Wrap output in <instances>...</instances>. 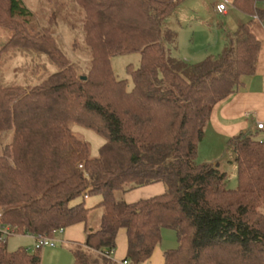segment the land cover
Returning <instances> with one entry per match:
<instances>
[{
  "label": "trees",
  "instance_id": "obj_1",
  "mask_svg": "<svg viewBox=\"0 0 264 264\" xmlns=\"http://www.w3.org/2000/svg\"><path fill=\"white\" fill-rule=\"evenodd\" d=\"M60 1L36 32L21 0H0V27L12 31L0 47V76L10 53L46 55L57 68L32 86L0 82V135L12 136L0 153V224L16 234L56 238L83 223L87 236L72 246L74 264H111L106 254L116 248L120 229L127 232V259L143 264L164 228L178 241L165 251V264H264V139L258 131L230 138L235 189L218 161L197 159L214 108L256 71L261 41L252 32L254 19L225 31L217 56L190 63L176 53L178 33L168 25L183 0H67L59 7ZM260 2L233 4L264 20ZM65 4L85 12L79 26L90 55L87 71L51 33L67 18L60 14ZM131 52L141 53V64L128 67L129 90L111 58ZM74 123L104 137L97 156ZM156 182L164 193L136 202L118 195ZM92 196L98 202L87 205ZM96 209L102 212L94 228ZM37 250L11 251L0 233V264H42Z\"/></svg>",
  "mask_w": 264,
  "mask_h": 264
},
{
  "label": "rangeland",
  "instance_id": "obj_2",
  "mask_svg": "<svg viewBox=\"0 0 264 264\" xmlns=\"http://www.w3.org/2000/svg\"><path fill=\"white\" fill-rule=\"evenodd\" d=\"M21 1L32 12L29 24L31 27H34L36 32L47 26L50 16L54 11L59 9L56 0ZM66 1L67 0H61L59 2V7ZM218 4L219 1H216L215 5L217 6ZM211 6V3L207 0H183L177 5L172 16L168 19L169 27L178 33V51H176V53L190 63L198 62L209 54L217 56L226 43L225 31H227V29L232 31L237 30V26H235V22L233 21L238 18L239 12H237L233 18L228 19L221 14H213ZM259 7L264 8V2H260ZM60 14L63 18L64 16L67 18L66 20H60L57 25H53L51 33L54 35L57 45H59L71 59L70 61L82 67L83 71H87L90 55L83 50L85 45L83 43V33L79 26L83 16H85V12L81 7L75 4H65ZM22 19L24 18L21 17V20ZM223 22L225 25V27L223 26L224 29L219 28L218 24ZM73 23L77 24L76 28L71 26ZM11 35L12 31L0 27V47L2 42L7 41ZM218 36L221 41V43H219L220 47L217 50H212L217 42ZM207 50L209 51L207 52ZM10 54L9 58L4 61L1 67L2 74L0 76V82L4 84L14 83L17 86H32L57 69L54 65H50L46 55ZM140 64V52L120 53L111 58V66L115 76L118 79H127V88L129 90L133 88V79L128 67L131 66L137 69L140 67ZM83 71L81 70L80 72L82 73ZM72 128L75 134L90 142L92 148L91 155L97 156L100 147L105 142L104 137L93 129L79 124L74 123ZM11 137V132L0 135V153L4 145L11 141ZM258 137L264 138V133L260 131ZM213 141L211 136H207L200 144L197 157L198 162H202L200 159L213 157L214 155L217 156L216 159H212L211 162L218 161L220 163L221 169L228 173L227 186L235 189L238 186V177L237 166L235 163H231L236 156L233 146L222 143L213 146ZM118 195L124 197V194L121 192H119ZM80 200L82 199L80 198L76 200V202ZM98 200L99 197L92 196L86 199V204L90 205L96 203ZM97 211L100 212L101 210H96L90 214V226L100 217ZM162 244L164 249L178 246L177 240L174 239L173 241L171 240V242L163 240ZM63 246L62 244H58V248H62ZM7 247L11 251L17 250L20 247L27 249L30 253L38 251L35 248V239L31 235L23 233L8 236ZM47 249L50 248L41 250L42 256H44V252H46ZM42 264H56V261L53 256H48L46 259L43 258ZM71 264H74V262L72 261Z\"/></svg>",
  "mask_w": 264,
  "mask_h": 264
},
{
  "label": "crops",
  "instance_id": "obj_3",
  "mask_svg": "<svg viewBox=\"0 0 264 264\" xmlns=\"http://www.w3.org/2000/svg\"><path fill=\"white\" fill-rule=\"evenodd\" d=\"M206 1V0H205ZM211 3L213 14H221L226 18H233V16L239 12L238 18L234 20L235 26L240 27L242 24L254 19L252 24L253 34L261 41V48L259 53V59L254 74L245 77L244 85L241 89L232 95L230 98L219 103L213 110L210 117V122L206 128V133L203 141L207 136H211L213 146L216 144H229L230 138L238 135L243 131H258L264 133L263 129H258V122L264 123V20H261L257 16L247 14L233 4L234 0H207ZM216 1H226L228 3V9L225 12H221L216 6ZM204 5V4H203ZM232 10V11H231ZM219 28H222L223 23H219ZM222 26V27H221ZM228 30V29H227ZM232 31V30H228ZM235 31V30H234ZM233 32V31H232ZM220 37L218 36L217 42L213 46L212 50H217L220 47ZM223 49V48H222ZM209 50H207L208 52ZM212 55V54H209ZM208 56V55H207ZM206 57V56H205ZM264 139V138H263ZM202 141V142H203ZM201 142V143H202ZM200 143V144H201ZM200 148V145H199ZM200 149H198L199 152ZM217 156L200 159L203 162H211L212 159H216ZM165 185L162 182H156L146 186H142L125 193L124 198L128 202H136L140 199L149 198L152 196L160 195L165 192ZM98 201H96L97 203ZM90 204V205H94ZM101 210V209H96ZM94 210L93 212H95ZM100 217L93 222L92 227L97 228L100 224L101 211H97ZM97 215V216H98ZM57 238L56 246H47L46 252H44L43 258L53 256L56 264H71L74 262L72 246L74 243H83L86 240V230L83 223L72 225L62 232L55 235ZM177 240L176 232L170 228H164L162 230V240L160 244L155 248L151 258L143 264H165L164 253L168 249L163 248L164 241ZM178 242V241H177ZM58 244L64 245L62 248H58ZM171 247V246H170ZM176 248V247H174ZM128 252V237L125 229H120L116 238V248L111 256V264H125L127 260ZM43 255V254H42Z\"/></svg>",
  "mask_w": 264,
  "mask_h": 264
},
{
  "label": "built area",
  "instance_id": "obj_4",
  "mask_svg": "<svg viewBox=\"0 0 264 264\" xmlns=\"http://www.w3.org/2000/svg\"><path fill=\"white\" fill-rule=\"evenodd\" d=\"M218 9L221 12H225L228 9V3L226 1L221 2L218 5ZM258 129L264 128L263 122H258ZM82 167V165H80ZM2 217V213L0 212V218ZM0 233L2 235V239L5 241L7 237L10 235L16 234L15 230L12 229L9 225L0 224ZM32 236V235H31ZM35 239V248L42 249L47 246H56V238L54 236H46V235H34L32 236ZM114 253V249H111L107 252V256L111 257ZM125 264H129L127 260L124 261Z\"/></svg>",
  "mask_w": 264,
  "mask_h": 264
}]
</instances>
